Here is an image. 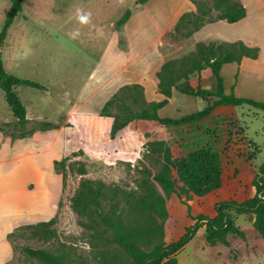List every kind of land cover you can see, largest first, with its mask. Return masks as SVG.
Here are the masks:
<instances>
[{"label":"rangeland","instance_id":"1","mask_svg":"<svg viewBox=\"0 0 264 264\" xmlns=\"http://www.w3.org/2000/svg\"><path fill=\"white\" fill-rule=\"evenodd\" d=\"M87 1L91 2L84 0L85 3ZM72 2L45 0L41 5L36 3L32 6V10L29 7L32 20L42 25L18 19L11 31L7 32L0 48L6 71L46 87L45 90L16 87L26 108L27 121L24 125H19L12 116L0 90V131L7 136H22L34 130H47L50 127L47 123L56 127L62 124L66 128L69 145L64 162L65 183L54 214L57 220L55 235L49 240H43L31 236L28 230L17 231L9 237L13 253L5 264H45L26 256L21 250L23 246L60 254L64 258L63 264H126L128 257L102 224V214L111 203L120 201L121 192L139 194L147 182L163 194V189L152 176L162 170L167 159L198 149H208L219 153L222 184L218 190L202 197L192 196L191 200H200V204L210 208V203L212 206L224 199L242 200L252 196V180L259 165L264 162V110L247 104L219 107L207 118L179 127L136 119L111 139L106 134V125H100L98 118L101 106L111 96H108L111 88L90 95L98 85L93 81L86 84L94 66L86 59L97 60L98 51L102 49L88 35L92 33V25L106 15L98 12L94 5L73 8L70 6ZM217 2L201 1L195 16L204 21L215 18L221 10ZM2 23L0 19V29ZM194 27L195 17L186 16L177 29L169 34L167 43L159 48L163 55L160 69L166 62L178 75L195 68L196 63L192 59L199 56L205 44L191 41ZM21 31L28 35L29 46L24 50H28L29 59H33L29 64L14 63L12 57L13 41L21 37ZM99 66L101 77L95 79L99 82H104L117 71L110 74L114 66L109 69L101 67L102 63ZM194 74L196 71L189 77ZM157 94L156 90L148 99H155ZM82 100H86L83 109L90 114L89 124L73 117L68 118L72 109ZM209 102L206 97L180 95L171 105L159 110L158 114L160 117H180L205 108ZM76 113L72 112L74 115ZM22 163L23 160L19 165ZM79 168L85 169V174L81 175ZM55 169L59 171V167ZM84 179L90 180L96 188L101 184L104 195L88 204L77 205L76 197ZM174 198L182 202L187 212L190 199L182 200L172 194L171 200ZM1 201L0 197V208H10L2 207ZM167 202L171 208L170 197ZM194 205L189 208L192 216L194 214L191 209L196 211L198 207H205ZM250 217L241 215L236 218V224H243L245 228L242 230L243 237H228V244L224 246L230 249L229 260L205 252L202 254L194 243L188 242L177 254L178 264H264V258L258 260V256L252 255L238 260L240 250L247 253L254 251L258 248L256 241L262 238L251 224ZM187 218L188 225L192 224L193 220L188 215ZM163 227L166 241L184 232V227L180 228V232L174 228L168 217L163 221Z\"/></svg>","mask_w":264,"mask_h":264},{"label":"crops","instance_id":"2","mask_svg":"<svg viewBox=\"0 0 264 264\" xmlns=\"http://www.w3.org/2000/svg\"><path fill=\"white\" fill-rule=\"evenodd\" d=\"M196 1L198 0H149L143 4H136V0H91L87 3L84 0H73L71 4L69 3L73 8L94 5L99 10L98 12L106 15L100 22L92 25V29H90L92 33L88 35L90 40L102 48L98 51L97 60L86 59L87 62L94 64L92 74L87 78L86 84L88 85L93 81L98 85L97 89L90 95L93 93L96 95L97 92L111 88L110 93H108L109 96L122 85L140 84L144 88L147 101L164 99V96L159 92L155 99H148L156 90L158 91L156 74L163 62V55L159 48L167 43L169 34L176 30L175 28L184 14L195 15L199 12V5ZM232 1L243 6L245 11L243 18L236 22H228L223 19L207 21L192 33L190 39L195 44L221 45L242 42L245 46L258 48L256 58L244 57L239 63L223 64L220 68V76L223 80L224 93L233 92L238 97L264 103V0ZM44 2L45 0H24L22 11L15 17L8 33L18 19L25 22L30 21L34 25H42L32 20L28 8L30 7L32 10V6H35L36 3L41 5ZM226 4L227 2H222L220 8L222 9ZM9 7V0H0L1 21L4 20ZM127 9L131 11L130 17L121 28L117 29L116 22ZM109 13L110 15L107 16ZM21 32V37L13 41L14 52L12 57L14 63L25 62L29 64L33 62V59L30 60L28 50H24L25 47L29 46L28 35L26 36L24 31ZM120 40L123 41L122 44L119 43ZM155 47V50L152 49ZM97 62L98 65H96ZM101 63L103 64L101 67L104 69L114 66V69L109 72L110 74L117 70L104 82L95 80L101 77L99 66ZM116 63L120 65L116 66ZM178 87L184 91L196 87L214 91L216 79L211 69L206 67L187 80L179 81ZM180 95L187 94L173 89L171 97L164 107L171 105L175 98ZM199 97H206L210 101L209 104L214 100L212 96ZM86 100L79 101L80 103L72 109V112L77 113L74 115L71 112L68 118L73 117L76 120L79 119L80 122L89 124L88 116L90 114H87L83 109ZM228 114L232 115V113ZM98 118L100 125H106V134H109L111 118L99 116ZM67 138L66 128L62 124L57 128L34 131L25 137L13 138L0 131L1 205L2 207H10L8 209L6 207V209L0 208V264H5L12 256L13 249L7 239V234L17 224L45 221L56 213L63 190V180L62 174L56 171L54 164L56 160H60L68 154ZM22 160L23 163L19 165ZM175 199L171 200L170 196L171 208L167 202L168 218L172 220L174 228L180 232L182 230L180 228L188 225L189 221L185 206ZM194 204L205 206L202 209L198 207L196 210L195 208L196 211L191 209L194 216L198 214L214 215V205L211 206V203L208 204L210 206L208 208L203 203L200 204V200L190 199L189 208L195 206ZM246 216L248 218L251 216L250 222L252 224L254 216L248 214ZM237 226L241 230L245 228L243 224ZM165 237L167 238L166 234ZM167 241H171V239ZM191 243H194L195 248L199 249L202 254L205 252L211 256L229 260V247L222 244L206 245L204 227L197 230L189 244ZM256 243L258 248L254 251L247 253L240 250L238 260H244L246 256L251 255L258 256V260L264 258V239L259 238Z\"/></svg>","mask_w":264,"mask_h":264},{"label":"trees","instance_id":"3","mask_svg":"<svg viewBox=\"0 0 264 264\" xmlns=\"http://www.w3.org/2000/svg\"><path fill=\"white\" fill-rule=\"evenodd\" d=\"M136 1L143 4L149 0ZM9 2L10 7L5 14L0 29V48L4 43L9 27L15 17L22 11L23 0H9ZM200 2V0L196 1L199 6ZM222 2H227V4L221 9L220 4ZM217 3L221 9L219 14L207 21L223 19L228 22H236L245 15L243 6L235 1L218 0ZM130 14L129 9L125 10L116 22L117 29L125 24ZM186 16L195 17L194 31L207 22L194 14H184L180 21ZM180 21L175 29H177ZM119 43L122 44L123 41L120 40ZM258 51V48L245 46L242 42L204 45V48L199 52V56L192 59L196 63L195 68L188 73L183 72L182 75H178L176 70L169 66V62L162 65L158 72L159 81L157 86L158 92L164 96V99L147 101L142 85H122L101 106L98 116L111 118L109 136L113 139L120 130L136 119L153 121L164 126L179 127L199 122L221 106L247 104L264 110L263 102L238 97L233 92L224 93L223 80L220 76V68L223 64L239 63L244 57L256 58ZM204 67H209L216 79V89L214 91L203 90L200 87L184 91L178 87L180 80H187L190 74L195 71L199 72ZM18 86L37 90L46 89L43 84L37 81L19 77L6 71L0 55V90L12 116L19 125H24L27 121L26 108L16 92ZM173 89L191 96H212L214 100L205 108L193 113L180 117H160L158 111L168 103ZM47 125L50 126L47 129L57 128L49 123ZM65 160L66 157L63 156L60 160H56L54 164L55 167H59L58 172L62 174L63 185L65 183ZM78 172L82 175L86 171L79 168ZM152 179L161 186L163 194H160L152 185L146 182L143 191L139 194L121 192L120 201L111 203L108 210L102 214L103 226L111 232L114 242L129 259L126 264H178L177 254L190 242L201 227H204L206 245H227L229 236L243 237L242 230L235 222L236 217L239 215H253L252 225L264 238V162L259 165L252 180V196L243 200L227 199L216 202L213 216L204 214L192 216L188 208L187 215L193 220V223L185 226L184 232L171 241L165 240L163 227V221L168 217V198L175 194L182 200L185 198L189 200L192 196L202 197L219 189L222 184V163L219 153L208 149H198L185 155L171 157L167 159L162 170L152 176ZM101 189H103L101 184H98L96 188L90 180L84 179L81 182V190L76 197V204L85 205L103 197L104 194ZM56 222L55 215L45 221L21 222L7 234V239L9 241V237L17 231L28 230L33 237L49 240L55 235L54 226ZM21 250L29 258L39 260L45 264H63L64 258L60 254H53L47 250L27 246H23Z\"/></svg>","mask_w":264,"mask_h":264},{"label":"water","instance_id":"4","mask_svg":"<svg viewBox=\"0 0 264 264\" xmlns=\"http://www.w3.org/2000/svg\"><path fill=\"white\" fill-rule=\"evenodd\" d=\"M138 2L136 1V4H137Z\"/></svg>","mask_w":264,"mask_h":264}]
</instances>
